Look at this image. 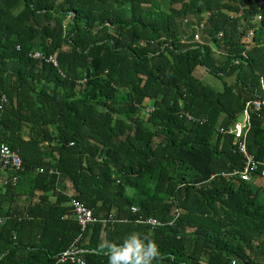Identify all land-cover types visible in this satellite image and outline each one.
Wrapping results in <instances>:
<instances>
[{
  "label": "trees",
  "instance_id": "1",
  "mask_svg": "<svg viewBox=\"0 0 264 264\" xmlns=\"http://www.w3.org/2000/svg\"><path fill=\"white\" fill-rule=\"evenodd\" d=\"M258 2L0 0V147L23 162L0 165V264H53L81 234L73 198L120 219L83 232L92 264H108L99 242L133 230L158 242L157 264H264V166L248 182L223 176L246 159L236 134L218 130L264 98ZM186 18L228 52L222 62L209 46L182 42ZM180 111L208 122L190 124ZM250 116L247 148L264 164V106Z\"/></svg>",
  "mask_w": 264,
  "mask_h": 264
},
{
  "label": "built area",
  "instance_id": "2",
  "mask_svg": "<svg viewBox=\"0 0 264 264\" xmlns=\"http://www.w3.org/2000/svg\"><path fill=\"white\" fill-rule=\"evenodd\" d=\"M259 5L264 7V0H260ZM187 21L188 20L186 19V22ZM195 37L198 41H200L199 33H196ZM32 55H34V57L36 58L45 59L48 62H53L55 65H58L57 58L54 55L46 56L41 51H37ZM263 91H264V85H263ZM253 106L256 110H260L261 107L264 106V98L247 103L244 110L242 121L237 122L236 124H234L229 128L221 127L219 129L220 133L223 134L226 133L236 134V136L239 138L237 150L241 152L246 159V163L243 169H235L232 172L223 173L222 174L223 176L226 177L234 176V177H239L243 181H250L252 179L253 173H256V171L262 165L264 166L262 161L257 160L255 156L251 152H249L246 143V137L251 127L250 110ZM187 117L188 120L194 123L198 122L203 124L207 121L206 119L196 118L189 113L187 114ZM71 145H73V143H71ZM0 165L1 168L4 170L7 169L23 170V162L19 151L11 148L7 144H2L0 147ZM262 176H264V167L262 168ZM71 203L73 205V215L78 221L79 225L81 226V234L79 235L78 238L75 239V241L72 243L69 249H67L66 251L60 254L56 263L60 264V263L70 262L71 264H91L84 257V253L87 251V249L80 246V242L83 238V232L92 224H95L97 222L107 223L109 221L114 220V217L113 215H110V217L108 218L106 217L102 218L96 216L93 209L88 207L84 202L77 200L75 198L71 199ZM146 222L153 226L165 225V223L160 222L156 218H150L146 220ZM4 223H5V218H0V224H4ZM168 224L172 225L173 222L171 221Z\"/></svg>",
  "mask_w": 264,
  "mask_h": 264
},
{
  "label": "clouds",
  "instance_id": "3",
  "mask_svg": "<svg viewBox=\"0 0 264 264\" xmlns=\"http://www.w3.org/2000/svg\"><path fill=\"white\" fill-rule=\"evenodd\" d=\"M259 2H260V0H259ZM259 2H258V6L262 7L259 5ZM186 19L188 20L187 22H186ZM186 19L184 20L185 24H187L190 21L188 18H186ZM261 19H262L261 14H258L254 17V22H256V23L260 22ZM191 28H192V33H193L191 35L186 36L185 32H182L183 36H184V39L182 42L187 47L196 48L199 45H201L202 47H208L209 46L210 49H212V51L214 52V56L216 57V59L221 60V62L225 59L226 56H228V52L221 50L220 48H218V46H217V44H215V42H212L210 35H208L207 32H205L206 29H205L204 23H203V25H200V23L196 24L195 26H193ZM196 33H199L200 41H198L196 39V37H195ZM222 36H223V32L218 33V38H221ZM198 68H203L206 71V73H209L206 70V68L203 66H198L196 68V71ZM196 71H195V73H196ZM5 100L6 99L4 98V102H5ZM154 109H155L154 106H152L149 108V111H145V112L150 113V112H153ZM188 113L193 115L196 118L206 119L207 121L203 124L198 123V122H196V123L191 122L190 120H188V117H187ZM243 114L244 113H242L240 115V117L237 119V121L234 124L242 121ZM178 115L180 118L184 119L186 122H188L190 124L204 125L208 122V117L196 116V115H194L188 111H180ZM233 125H231V126H233ZM220 128L221 127H219L218 130ZM226 128H229V127H226ZM227 134H231V133H227ZM250 181H252V179ZM91 209H93V208H91ZM131 210L136 214L139 212V208L136 205L131 206ZM93 211H94V209H93ZM179 211H181V210L179 207H177L174 209L173 213L178 214L177 212H179ZM110 215H113L114 220L109 221V222H117L120 220L117 218L115 212L109 213L106 216V218L110 217ZM175 216L178 217V215H175ZM99 217H102V216H99ZM102 218H105V217H102ZM150 218H156L160 222L166 223L165 220L157 218V217H144V216H141L140 219H138V221L141 223H144V224H149L146 222V220H148ZM126 220L127 219L125 218V221ZM175 220H176V218L170 220L169 222L172 221L174 224ZM121 221H124V219H122ZM109 222H107V223H109ZM107 223H103V224H107ZM149 225H151V224H149ZM151 226H153V225H151ZM162 226L163 225H156L153 227H162ZM85 245H86V241L84 240V242L80 246L84 247V248L86 247L85 249H87V246H85ZM88 250L89 249H87L86 252H88ZM97 250L100 253H102L103 255L107 256L108 264H157L158 259L161 257V250H160L158 242L154 238H152L150 234L142 232L140 230L131 231L123 239L122 242L104 239L101 242H99ZM60 254L56 257L55 262L53 264H57L56 262L58 260V257L60 256ZM66 263H70V262H66ZM60 264H64V263H60ZM234 264H235V262H234Z\"/></svg>",
  "mask_w": 264,
  "mask_h": 264
},
{
  "label": "rangeland",
  "instance_id": "4",
  "mask_svg": "<svg viewBox=\"0 0 264 264\" xmlns=\"http://www.w3.org/2000/svg\"><path fill=\"white\" fill-rule=\"evenodd\" d=\"M182 31L185 32L186 36L193 34L190 24H185L184 26H182ZM195 74L198 77L202 78L205 81V83L212 85L216 89L222 90L223 84H222V81L218 77L212 76L211 74L206 73V71L204 69L198 70ZM226 80L230 84H233L235 81V76L234 75L229 76V77H227Z\"/></svg>",
  "mask_w": 264,
  "mask_h": 264
},
{
  "label": "crops",
  "instance_id": "5",
  "mask_svg": "<svg viewBox=\"0 0 264 264\" xmlns=\"http://www.w3.org/2000/svg\"><path fill=\"white\" fill-rule=\"evenodd\" d=\"M202 69H203V68H198L197 71H198V70H202ZM197 71H196V72H197ZM4 97H5V96H4ZM5 99H6V97H5ZM6 100H7V99H6ZM6 100H5V102H6ZM26 130L29 131V128H26ZM61 181H62V178H60L59 181H58L59 186H60L61 183H62ZM25 204H26V203H22V202L20 203V205H22L21 207H23ZM0 218H3V217H0ZM6 220H7V219L5 218V222H6Z\"/></svg>",
  "mask_w": 264,
  "mask_h": 264
}]
</instances>
